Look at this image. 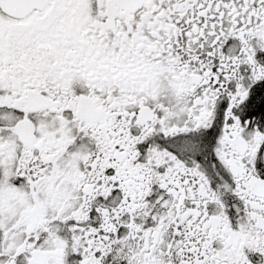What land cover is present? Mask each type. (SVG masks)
I'll list each match as a JSON object with an SVG mask.
<instances>
[{
    "label": "snow or ice",
    "instance_id": "obj_1",
    "mask_svg": "<svg viewBox=\"0 0 264 264\" xmlns=\"http://www.w3.org/2000/svg\"><path fill=\"white\" fill-rule=\"evenodd\" d=\"M0 264H264V0H0Z\"/></svg>",
    "mask_w": 264,
    "mask_h": 264
}]
</instances>
